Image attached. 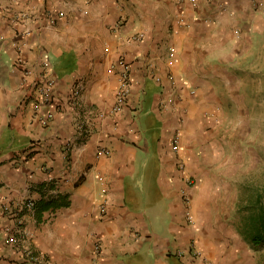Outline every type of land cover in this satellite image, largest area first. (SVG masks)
<instances>
[{"label": "crops", "instance_id": "crops-1", "mask_svg": "<svg viewBox=\"0 0 264 264\" xmlns=\"http://www.w3.org/2000/svg\"><path fill=\"white\" fill-rule=\"evenodd\" d=\"M249 87L264 0H0V264H251L213 133Z\"/></svg>", "mask_w": 264, "mask_h": 264}, {"label": "rangeland", "instance_id": "rangeland-1", "mask_svg": "<svg viewBox=\"0 0 264 264\" xmlns=\"http://www.w3.org/2000/svg\"><path fill=\"white\" fill-rule=\"evenodd\" d=\"M251 92L249 87L247 96L237 97L243 102L223 113L213 133L218 165L225 170L223 210L229 216L228 226L248 244L251 264H264V240L253 245L249 239L258 203L264 199V95Z\"/></svg>", "mask_w": 264, "mask_h": 264}, {"label": "built area", "instance_id": "built-area-1", "mask_svg": "<svg viewBox=\"0 0 264 264\" xmlns=\"http://www.w3.org/2000/svg\"><path fill=\"white\" fill-rule=\"evenodd\" d=\"M124 24V20L120 19L113 27L114 31H118V29H120L121 27H123ZM136 38H141V35H139L138 33L135 35ZM128 66L124 65L122 72L120 74V82H121V90L118 96V103L117 105L114 107V111L118 110L120 105L124 102L128 89H127V83H128ZM50 101V97H49V91H44L42 93V102L41 105L42 106H47L48 103ZM53 119V113L49 110L46 112V114L44 116L40 117V121L42 123H48L49 121H51ZM107 151H103L102 153H106ZM12 204L9 202H4L2 204V211L4 214L8 215V214H12L13 216L16 217L17 219V223L20 224L22 222L21 217H19V213L22 211H31L33 210L35 207V202L33 200H26L23 201L21 203L16 204L15 206H11ZM6 242L9 244H12L14 247L17 245V240H15L14 238H8L6 239ZM19 248V246H18ZM96 249L97 251H100V243H98L96 245ZM189 252L194 255L197 256L200 254L198 248L194 245V243H191L189 246ZM19 260L22 262H28V263H35V262H40V259L35 256L29 249H22L21 247L19 248ZM180 255L183 254V251L179 253Z\"/></svg>", "mask_w": 264, "mask_h": 264}, {"label": "trees", "instance_id": "trees-1", "mask_svg": "<svg viewBox=\"0 0 264 264\" xmlns=\"http://www.w3.org/2000/svg\"><path fill=\"white\" fill-rule=\"evenodd\" d=\"M263 198V197H262ZM260 200L258 212L253 218V229L254 232L250 235L249 239L253 245H259L264 240V199ZM55 203H41V208H48L50 206H55Z\"/></svg>", "mask_w": 264, "mask_h": 264}]
</instances>
